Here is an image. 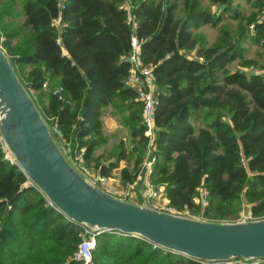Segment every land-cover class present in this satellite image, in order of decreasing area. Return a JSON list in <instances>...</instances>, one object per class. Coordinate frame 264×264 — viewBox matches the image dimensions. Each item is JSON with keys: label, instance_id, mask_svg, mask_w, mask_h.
Listing matches in <instances>:
<instances>
[{"label": "trees", "instance_id": "trees-1", "mask_svg": "<svg viewBox=\"0 0 264 264\" xmlns=\"http://www.w3.org/2000/svg\"><path fill=\"white\" fill-rule=\"evenodd\" d=\"M208 2L220 10L212 13L203 0H132L142 57L153 66L158 87L150 181L163 187L169 206L177 210L199 208L195 201L204 188L206 214L234 218L243 195L251 214L262 217L264 72L231 71L228 65L237 60L240 66H255L244 57L241 38L260 12L255 40L264 38V0H253L257 11L239 25L237 36L223 25L226 13L245 18L233 0ZM55 17L59 27L52 24ZM206 24H220L209 46L196 32ZM0 36L16 73L37 92L42 114L54 121L65 144L72 143L78 153L83 148L87 165L105 140V111L111 108L121 118L136 144L133 166L121 169V180L135 181L148 137L141 103L127 84L130 29L120 0H66L62 8L58 0H0ZM45 80L62 87L61 98L42 89ZM119 146L116 162L100 166L102 175L128 159ZM81 232L27 183L21 169L5 158L0 142V264H80L73 255ZM90 264L200 263L138 237L105 232L96 237Z\"/></svg>", "mask_w": 264, "mask_h": 264}, {"label": "water", "instance_id": "water-1", "mask_svg": "<svg viewBox=\"0 0 264 264\" xmlns=\"http://www.w3.org/2000/svg\"><path fill=\"white\" fill-rule=\"evenodd\" d=\"M1 41L0 36V141L50 206L90 233L138 237L199 263L264 262V217L213 221L156 209L147 202L145 169L135 186L137 201L102 189L78 167L73 144L67 147L54 121L42 114ZM155 140L156 135L152 150ZM242 200L247 204L243 195Z\"/></svg>", "mask_w": 264, "mask_h": 264}, {"label": "built area", "instance_id": "built-area-1", "mask_svg": "<svg viewBox=\"0 0 264 264\" xmlns=\"http://www.w3.org/2000/svg\"><path fill=\"white\" fill-rule=\"evenodd\" d=\"M66 0H59V8L63 7ZM120 9L124 11L125 21L130 29V50L124 55V59L129 63L127 84L132 87L137 93V100L141 103V123L144 127L143 134L148 137V145L145 154L144 161L142 163L141 171L135 181L131 183L124 184L121 189H117L109 184V180L105 175H102L99 170L91 169L84 161L81 152H74V160L78 167L88 175L93 181L97 182L102 189L105 191L117 195L122 198H126L131 201H137V192L135 186L140 178V174L143 169H145V185L149 190L147 196V202L150 206L173 213L186 214L189 215L188 209L177 210L168 204V200L164 197L165 193L162 186H157L150 181V176L153 172V163L156 160L155 156V142L153 143V150L151 148V143L154 141L155 135L157 133V128L154 123V113L155 109L159 103L158 99V87L156 84V75L153 66L144 62L142 57V40L136 35V30L138 26V19L133 12L132 0H120ZM52 24L55 26H60V18L55 17L52 19ZM253 25L250 26V28ZM200 60L202 58H199ZM42 89L44 91L50 92L53 96L58 98L62 97L63 89L60 86L52 87L48 80L42 83ZM56 124L54 123V129ZM61 139V138H60ZM62 140V139H61ZM156 141V140H155ZM1 142V141H0ZM63 142V141H62ZM64 143V142H63ZM2 148L5 152V158H11L7 151ZM198 199V198H197ZM196 199V200H197ZM197 202H201V208L204 210L208 205L207 193L204 188L200 189V198ZM198 203V204H199ZM89 230L82 229L81 241L78 243L77 249L74 252L73 259L80 264H90L92 258V251L96 245V236L99 233H90V239H86L85 236L89 234ZM262 261H255L252 263H246L241 259L230 261L226 264H263ZM225 264V263H222Z\"/></svg>", "mask_w": 264, "mask_h": 264}, {"label": "rangeland", "instance_id": "rangeland-1", "mask_svg": "<svg viewBox=\"0 0 264 264\" xmlns=\"http://www.w3.org/2000/svg\"><path fill=\"white\" fill-rule=\"evenodd\" d=\"M203 3L205 6L210 8V11L211 12L213 11L212 13H214V14L219 9L218 6H211L210 3L208 2V0H203ZM232 6L236 7V9H239L241 14L245 18H244V20H237L233 16L232 13H226L224 15L223 25L227 26L228 30L230 31V33L233 36H237V33H239L242 29L239 27V25L240 24L245 25L247 18L250 16L251 13H254L257 11V7L253 6V0H250V2H247L246 0H233ZM214 7H215V9H214ZM262 15H263V13L260 12V14H258L256 16V19H254V21H252L250 23V25H247V30L243 32L244 34L241 38L242 39L241 45L245 48L244 57L247 59L254 60L256 62L255 66L254 65L248 66V67L247 66H240L238 64V61L236 60V61H234L228 65L229 70H231V71L241 70V71H244L246 73L264 72V70L260 68L261 65L264 64V38H260L259 40H255L256 24H257V22H261V20L263 19ZM219 25L220 24H206L205 26H202L200 28V30L197 32L205 39L206 44L208 46L212 45L216 41V38L218 36ZM251 25H253V26L250 28ZM27 70H26V72H27ZM19 78L28 87V85L23 81L22 77L19 76ZM28 91L31 94L34 101L36 102V98L38 96L37 92L30 90L29 87H28ZM36 104H37V102H36ZM106 114H110L111 116H115L116 119L118 120V123H119L118 125L120 126V128L119 129L117 128V130L114 132L115 133L114 140L117 141V147H120L119 145L124 146L125 150L127 151V155H128L127 160L133 161L132 151L136 147V144L133 143L132 139L130 138V129L123 124L121 118L118 115H116L114 113V111L111 110V108L109 110L105 111L104 116ZM81 151L83 152V149ZM88 166L91 169L99 170L97 168H94L96 166H94L93 164H90L89 162H88ZM198 200H199V198L195 201V204L199 203V202H197ZM198 205H199V208L188 210L189 216L198 217V218H202V219H206V220H213V221H218V220L237 221V220L243 219L247 214L250 216V218H260V217H254L251 214V210H250V206H249L250 204H248V203L245 204L243 201H242V208L240 209L238 214L234 218H229V219H216V218H214V216L205 213V210L207 207L204 208V210H202V208L200 206L201 202ZM262 217H264V216H262ZM200 264H205V263H200Z\"/></svg>", "mask_w": 264, "mask_h": 264}, {"label": "crops", "instance_id": "crops-1", "mask_svg": "<svg viewBox=\"0 0 264 264\" xmlns=\"http://www.w3.org/2000/svg\"><path fill=\"white\" fill-rule=\"evenodd\" d=\"M134 5V4H133ZM215 9V7H214ZM213 9V10H214ZM213 12V11H212ZM205 26V25H204ZM202 27V26H201ZM200 27V28H201ZM196 30L198 32L200 30ZM194 51H192L189 55H194ZM110 109V108H109ZM108 109V110H109ZM103 135H104V142H102L98 147H96L92 153V158L89 161L90 164L95 165V158L99 157V165L94 168L100 170V166L104 165L108 167L111 163L116 162L115 152L117 150V141L114 140L115 138V131L117 128L119 129L120 126L118 125V120L115 116H111L110 114L103 115ZM65 144V143H64ZM72 143H66L67 147H69ZM116 146V147H115ZM76 148V147H75ZM72 146V150L77 152V149ZM83 149V148H81ZM133 166L132 161H128L127 159H121L118 161V165L109 169V174H104L108 180L109 184L117 189H121L123 187V181L121 180V169L127 167L131 169ZM165 197V195H164Z\"/></svg>", "mask_w": 264, "mask_h": 264}]
</instances>
